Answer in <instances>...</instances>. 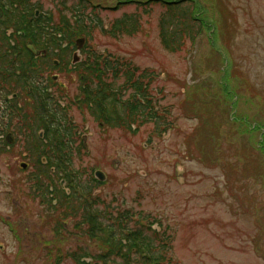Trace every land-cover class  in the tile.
Segmentation results:
<instances>
[{
	"label": "rangeland",
	"instance_id": "374dc122",
	"mask_svg": "<svg viewBox=\"0 0 264 264\" xmlns=\"http://www.w3.org/2000/svg\"><path fill=\"white\" fill-rule=\"evenodd\" d=\"M30 1L55 25L84 6L97 23L87 48L103 54L104 69L120 71L117 87L124 86L126 75L146 84L150 78L141 77L153 74L151 109L158 106L173 123L165 135L154 132L147 112L135 134L105 128L87 107L76 105L77 74L52 71L58 80L50 86L69 104L66 118L87 143V152L71 164L86 182L83 191L97 186L89 183L95 172L106 177L93 192L101 197L98 210L126 209L163 227L166 237L174 238L164 264H264V0H184L193 2L182 8L193 4L202 32L179 52L166 50L161 37L162 17L173 15L165 2L178 0ZM127 17L136 24L127 32H112L116 21ZM58 82L65 89L58 90ZM20 90L11 104H20L29 122L16 118L23 129L15 140L11 137L13 147H0V264H79L77 256L95 257L98 264L106 248L75 230L85 217V202L66 201L57 190L67 206L46 204L50 194L39 181L47 176L39 178L29 160L37 100ZM25 163L29 168H22ZM43 192L44 203L38 197ZM62 221L64 232H55ZM98 222L108 226L104 215ZM129 225L128 230L138 228ZM146 235L152 246L158 245L156 239L168 241ZM142 257L133 259L135 264H142Z\"/></svg>",
	"mask_w": 264,
	"mask_h": 264
},
{
	"label": "trees",
	"instance_id": "16d2710c",
	"mask_svg": "<svg viewBox=\"0 0 264 264\" xmlns=\"http://www.w3.org/2000/svg\"><path fill=\"white\" fill-rule=\"evenodd\" d=\"M0 1H1L0 3H2L3 0H0ZM19 2L26 4L27 1L26 0H18L17 3H19ZM158 2H160V1H158ZM182 6H183V4L166 5V7L169 10L173 11V15L171 17H169V16L168 17H162V20H161L162 43H163V46L165 47V49L170 51V52L181 51L183 49V47L185 46V43L187 40H190L191 42H195L197 37L199 36V34H201V32H202V21L195 17L193 4H192V8L191 9L188 8V10H183L184 8H182ZM175 12H177L178 14H175ZM16 16H19V15H16ZM16 16H14L13 14H8V17L5 20L4 25H0V46L4 47L5 50H7L8 47H10V46H11V48H13L12 43H9L7 41L8 40L7 38H11V39L15 40V38H21V37H26V38L30 37V36H32V37H46V36L50 35L47 32V29L44 27L43 23L41 22L42 20H36L37 22L30 21L29 23L25 24V22L28 20L27 15L22 16L25 19V22H23L21 19L19 21V19H17ZM31 17H33V19H34V14H32ZM81 19L79 21V24L83 25L84 21ZM129 20L131 21V23H129L130 22ZM115 24H116V27L114 28V32L117 30L127 32L128 28L130 26H134V24H136V21H133L130 17H127V19H122V20L116 21ZM37 29H38V32L34 33ZM54 30H55V32L58 31L57 29H54ZM10 31L13 32L12 36H8V32H10ZM130 33H131V30H130ZM6 54H7V52H2L1 58L3 59V57ZM6 72H7L6 70H2L1 74H5ZM88 72H89V74L92 75V78L95 75L99 78L106 76V73L103 72L102 70H100V66L98 64L95 66L93 64V62L90 63V68L88 69ZM126 76H128V75H126ZM129 79L130 80L132 79V77L130 75H129ZM107 86H109V85H107ZM147 87H148V85H144L143 83L140 84L139 87L138 86H134V88L130 87L134 90V92H133L134 94H132L130 96V98H128L126 100V102L122 101L121 94L119 95V93H117V94L114 93L112 95V98H111L112 100L109 101L111 103L110 105L104 106L101 103H97L93 108H90V110L93 111V113L96 115L97 118L103 119L104 121H105L104 118L109 119L108 120L109 122H107V123L112 128L121 127L123 129L131 132L134 130L135 126H136V128H139V126H140V125L137 126L136 124L138 121H140V118H139V116H141L140 109H142L143 120L145 121L147 119L145 117V115L148 112V114H147L148 120L156 121L155 122V127H156L155 130L157 132L165 135L168 133L169 128H171V126L166 122L165 117H160L157 112H155L153 109H151L152 108L151 102L146 101V98L149 94ZM86 92L88 93V91H86ZM101 92H103L106 95V93L104 91H101ZM139 95H143V98H144L143 103H141L139 100H137ZM87 101L88 102L91 101L89 99V94H88ZM87 101H86V103H87ZM109 102L107 104H109ZM34 111H35V113H39V111H37V110H34ZM40 112H42L41 109H40ZM35 113H34L33 121L35 120L36 122H38V119L36 120V114ZM8 114H10L9 118L5 117V115H6L5 109L3 107L0 108V132L6 133V131H8L7 133H9L10 131L17 130L18 128L20 130H22L23 127L21 125L17 126V124H13V120L18 118L15 110L8 111ZM11 116H13L14 118L11 119ZM7 121H9V122H7ZM28 122H29V117L27 114H25V120H23V123L27 124ZM41 125L43 127L44 123L41 122ZM165 126H169V128H165ZM45 128H47V125ZM49 132H52V135H53L52 140H53V142H55V143H51V144L54 145V147L56 149H61V150H59V152L64 153V151L66 150V145H67V143L64 144L65 136L61 135L60 132L57 131V129L55 130V126H51L49 128ZM33 136H34V142H32L33 146L35 149H36V146H38V149H36V150L39 153H41V155L37 156L36 158L31 157V158H29V160H31L30 164L32 166H34L33 169H35L39 173V175H40L39 178H42L41 174L46 175V174L50 173L51 175H53V172H52L53 167L58 169V170L63 171L64 173H67L68 169H69V165L71 164V156H67L68 154L59 156L56 153L54 154V156H56V157L48 156L49 161H48V167H47L42 162L44 150L41 149V144H40L41 140H39L38 136H36L35 131H34ZM2 143L5 145L8 144L6 142V140L4 141V139L1 138L0 139V146L2 145ZM47 147H48V145H47ZM46 154L47 153H45V155ZM64 156H66V157H64ZM38 165H42V170ZM39 170L41 173L39 172ZM56 173L59 174L58 172H56ZM64 176L66 178H68V174H65ZM70 177H71V175H69V178ZM39 183L42 185H45V184H43V180H40ZM48 190H49V188H48ZM60 190H61V193L63 194V196L65 197L66 201L68 199H73V197L76 198V196H75L76 194L74 192H72L71 195H68V193L65 190H62V189H60ZM49 193H50V191H49ZM48 203L52 206V208L55 207L53 199H50V202H48ZM62 204L67 206V204L65 202H63ZM67 209L69 211L71 208L67 207ZM85 213H88V208L85 209ZM85 220H86L85 223L88 224L89 219L86 218V216H85ZM93 223L96 226V223L94 220H92L89 224L91 225ZM80 228H78V229L80 230ZM98 229L99 230L103 229V231H102L103 234H97V232H93V235L91 234V238H96V239L100 240L102 242V246L109 250V253L102 252L100 254V256L98 255V260H100V264H117V261H119L120 259H124V257L126 258V254L129 251L132 252L133 249L142 250L143 249L142 246L145 247V249H146L145 251H147L149 253L152 252V251H149V249H151L150 247L153 245V243L151 241L152 239L143 237V240H142L141 239L142 234H139V235L131 234V237L133 238L134 242H138L141 240L140 244L134 243L136 245H134V244L132 245V242H129L128 245H125V242L123 241L124 239L125 240L127 239L125 234L123 235V237H119L118 236L119 233L112 235V231L103 225H98ZM57 231H58V229H57ZM79 259H77V261L80 262V264H87V263H85ZM151 259L152 258H146L145 263L147 264V262L152 261ZM159 259H160V261H165L164 256H161Z\"/></svg>",
	"mask_w": 264,
	"mask_h": 264
},
{
	"label": "flooded vegetation",
	"instance_id": "af4514ba",
	"mask_svg": "<svg viewBox=\"0 0 264 264\" xmlns=\"http://www.w3.org/2000/svg\"><path fill=\"white\" fill-rule=\"evenodd\" d=\"M86 39V38H85ZM9 43H12L13 48L8 47L5 50L4 47L0 46V71L7 70L13 67V61L17 59V66L22 68H34L35 66L32 65V62L29 58L33 57V59L41 60L37 63V68L43 72V76L50 74L53 70H61L65 66H67V70L73 73V69L77 68V65L74 63L81 62L82 59H79L76 55L78 52L82 55L84 51L87 50V39L86 42L82 43V49L78 50L76 45L71 44L67 41V38L59 39V40H52L51 48L52 53L50 54V49L48 46H42L40 44V40L38 39H31V38H15L7 40ZM7 52V54L3 57L4 61L1 59V52ZM51 56L57 57L58 59H52L49 57ZM76 74V73H74ZM54 81L58 80V76H53ZM1 80V75H0ZM59 83V82H58ZM20 84L23 86L24 90L26 91V87L23 84V80H20ZM61 86V83H59ZM53 89H48V92H52ZM45 92V91H44ZM19 107L20 104H18Z\"/></svg>",
	"mask_w": 264,
	"mask_h": 264
},
{
	"label": "water",
	"instance_id": "95a60500",
	"mask_svg": "<svg viewBox=\"0 0 264 264\" xmlns=\"http://www.w3.org/2000/svg\"><path fill=\"white\" fill-rule=\"evenodd\" d=\"M97 177H99L102 181L105 179V177L101 173H97Z\"/></svg>",
	"mask_w": 264,
	"mask_h": 264
}]
</instances>
